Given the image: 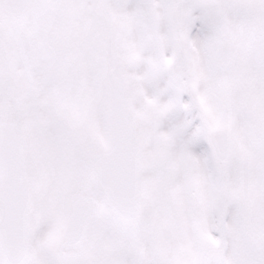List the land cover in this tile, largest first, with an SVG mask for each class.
Returning <instances> with one entry per match:
<instances>
[{"label":"snow or ice","instance_id":"snow-or-ice-1","mask_svg":"<svg viewBox=\"0 0 264 264\" xmlns=\"http://www.w3.org/2000/svg\"><path fill=\"white\" fill-rule=\"evenodd\" d=\"M0 264H264V0H0Z\"/></svg>","mask_w":264,"mask_h":264}]
</instances>
